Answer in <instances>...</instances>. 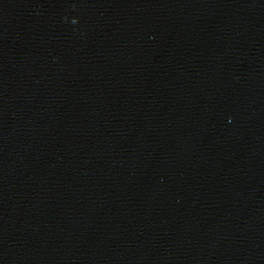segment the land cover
<instances>
[{
    "label": "water",
    "instance_id": "obj_1",
    "mask_svg": "<svg viewBox=\"0 0 264 264\" xmlns=\"http://www.w3.org/2000/svg\"><path fill=\"white\" fill-rule=\"evenodd\" d=\"M0 264H264V0H0Z\"/></svg>",
    "mask_w": 264,
    "mask_h": 264
}]
</instances>
